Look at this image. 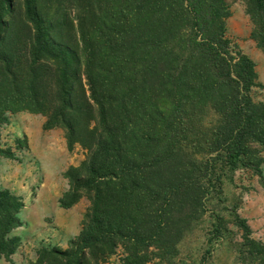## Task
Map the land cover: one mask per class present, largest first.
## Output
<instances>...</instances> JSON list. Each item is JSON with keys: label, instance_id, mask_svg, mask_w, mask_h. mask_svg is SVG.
<instances>
[{"label": "trees", "instance_id": "1", "mask_svg": "<svg viewBox=\"0 0 264 264\" xmlns=\"http://www.w3.org/2000/svg\"><path fill=\"white\" fill-rule=\"evenodd\" d=\"M246 8L264 21V0ZM229 16L225 0H0V127L8 113L40 114L43 131L65 130L68 152L85 151L59 200L68 209L86 193L81 230L35 264H104L119 246L124 264H143L150 248L173 250L187 219L171 210L205 195L181 145L205 110L216 120L195 132L202 153L234 166L264 150L255 67L227 38ZM254 36L264 49V33ZM22 147L0 143V159L19 161ZM248 162L260 175L259 160ZM22 208L0 189V256L18 247Z\"/></svg>", "mask_w": 264, "mask_h": 264}, {"label": "rangeland", "instance_id": "2", "mask_svg": "<svg viewBox=\"0 0 264 264\" xmlns=\"http://www.w3.org/2000/svg\"><path fill=\"white\" fill-rule=\"evenodd\" d=\"M225 1L230 10L225 22L226 36L253 62L256 86L251 97L255 103L264 104V49L254 36L264 33V21L257 23L251 18L246 10L247 0ZM200 117V122L191 125V134L186 135L181 145L189 162L195 161L189 170L194 173L201 170L204 176L199 177V182L205 185V195L182 210H171L172 217L187 219L181 239L169 252L150 248L141 253L145 257L143 264H261L264 261V150L255 146L249 157L234 166L227 165L219 155L202 153L200 146L204 138L195 132L210 129L216 116L205 110ZM44 120L40 114L20 111L8 113L7 122L0 127L3 146H11L14 138H18L28 147L15 152L19 161L0 159V189H7L22 200L23 208L18 216L23 225L13 230L11 236L20 238L16 251L21 248V254L32 258L33 261L28 259L29 264H35L42 248L66 250L69 241L79 234L90 205L83 191L70 208L59 206V200L69 190L64 174L70 167L79 166L85 159V151L76 145L68 152L65 130L57 127L43 131ZM250 156L259 160L260 175L249 164ZM178 203L179 200L173 206L177 207ZM36 209L40 212V226L33 218ZM69 216L77 219V235L70 236L64 231ZM59 220L63 221L62 225ZM241 221L249 229L248 236L241 228ZM13 255H1L0 260L12 263ZM126 257L127 253L119 246L104 264H124Z\"/></svg>", "mask_w": 264, "mask_h": 264}, {"label": "crops", "instance_id": "3", "mask_svg": "<svg viewBox=\"0 0 264 264\" xmlns=\"http://www.w3.org/2000/svg\"><path fill=\"white\" fill-rule=\"evenodd\" d=\"M37 208H39L37 206ZM61 214V213H60ZM70 217V216H69ZM33 218L38 221V226H40V223H39V220H40V212L38 209H36V212L34 213L33 215ZM76 217H70L69 218V222L67 223V225L65 226V232L67 233V235H70V236H74V235H77L78 232H79V227L77 228V224H76ZM59 225H62L63 221L62 220H59L58 221ZM62 227V226H61ZM63 229V228H62ZM15 235H18L15 234ZM36 234L34 233L33 236H35ZM25 244V242H24ZM28 253V252H27ZM26 257V258H25ZM12 263L11 262H8V261H5V260H0V264H29L28 263V259H30L31 261H33L32 258L28 257L25 253V256L23 254H21V248H19L13 255V258H12Z\"/></svg>", "mask_w": 264, "mask_h": 264}]
</instances>
